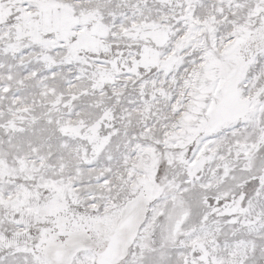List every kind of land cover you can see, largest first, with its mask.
Instances as JSON below:
<instances>
[{
	"label": "snow or ice",
	"instance_id": "snow-or-ice-1",
	"mask_svg": "<svg viewBox=\"0 0 264 264\" xmlns=\"http://www.w3.org/2000/svg\"><path fill=\"white\" fill-rule=\"evenodd\" d=\"M0 264H264V0H0Z\"/></svg>",
	"mask_w": 264,
	"mask_h": 264
}]
</instances>
